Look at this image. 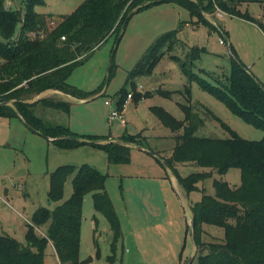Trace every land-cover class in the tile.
I'll use <instances>...</instances> for the list:
<instances>
[{
  "label": "trees",
  "instance_id": "trees-1",
  "mask_svg": "<svg viewBox=\"0 0 264 264\" xmlns=\"http://www.w3.org/2000/svg\"><path fill=\"white\" fill-rule=\"evenodd\" d=\"M44 2L19 0L21 8L18 9L13 6L8 8L7 0H0V117L22 118L30 129L53 139L52 143L60 149L90 145L105 151L110 164H128L131 161V146L146 148L141 142V135H127L119 142L99 144L109 138L77 136L66 126L50 125L35 114L33 108L36 104L27 101L48 90L60 91L78 99H88L100 93L103 86L84 92L71 85L69 78L110 37L115 35L117 44L129 21V14L135 10L175 2L186 8L192 18L210 28L211 25L203 19L202 11H213L217 6L230 16L256 24V19L240 7L245 3H264V0H197V3L192 0H85L71 14L60 17L37 12L36 7L43 6ZM258 28L264 33V7L263 23H259ZM211 29L216 31L214 27ZM18 31V39L13 40ZM32 32H39L44 37L31 39L29 35ZM219 32L227 34L223 29ZM177 33L162 35L150 46L129 76L132 90L123 88L117 95L119 109H124L130 92H134L136 102L151 95L137 92L133 79L150 74L161 58L171 53L170 57L177 61L189 83H198L222 101L235 117L264 132V85L236 57L233 46L230 48L229 73L224 74L223 81L214 79L213 84L194 73L196 63L208 50L187 46L177 38ZM62 37L66 40L62 41ZM177 47L184 49V58L172 54ZM186 94L189 104L181 106L185 113L184 121H177L159 107H152L151 111L175 134L176 145L171 157L164 159V163L188 196L194 192L201 193V199L190 204L198 248L194 261L197 260V264H264V137L259 141L240 137L203 105H194L188 87ZM10 102H13V107L8 106ZM38 103L65 113H69L71 108L68 103L53 99ZM209 118L218 122L230 137L199 136L198 131ZM188 163H195L207 171L192 173L184 178L177 166ZM232 169L240 170V185L214 180V196L206 194L205 188L199 186L213 178L215 173L226 175ZM70 177H73L71 197L54 209L41 207L33 213L25 244L10 235L0 234V264H45L48 244L53 246L61 264H85L80 260L81 228L84 200L90 194L95 212L103 216L110 226L113 253L110 259L115 258L123 232L106 191L107 176L87 164L59 166L50 174V203L62 201ZM204 225L224 229V240L204 242ZM43 226H47L44 236L36 230Z\"/></svg>",
  "mask_w": 264,
  "mask_h": 264
},
{
  "label": "rangeland",
  "instance_id": "rangeland-1",
  "mask_svg": "<svg viewBox=\"0 0 264 264\" xmlns=\"http://www.w3.org/2000/svg\"><path fill=\"white\" fill-rule=\"evenodd\" d=\"M83 1L46 0L43 6L36 7V11L60 17L71 14L74 7ZM192 1L197 3V0ZM12 3L13 7L21 8L19 0H13ZM263 7L264 3L258 2L245 3L240 7L243 12L248 11L256 19V24L228 14L216 17L215 9L202 11L203 19L211 25L210 28L192 18L186 8L175 2H163L139 11L135 10L129 14V21L124 26L117 44L115 42L117 37L115 35L110 37L84 61V64L77 67L69 78L71 85L84 92H92L103 86L104 95L101 94L89 102L74 104L70 114L47 107H41L39 112L35 110L50 125H63L75 132L101 133L117 138L124 134L137 136L136 134L141 133L138 134L141 135V142L153 150L154 154L133 148L130 163L109 164L108 154L103 150L90 145L63 150L22 122L0 118V234L6 231L25 244L26 226L31 224L35 210L41 207L54 209L67 201L73 193L70 177L66 182L62 201L50 203L48 200L50 174L62 165L79 167L87 164L107 176V191L119 214L120 222L122 221L123 237L118 244L115 258L110 259L113 253L108 221L100 216L99 222H96L98 231L102 234L96 245L91 229L88 234L91 221L85 220L83 216L80 260L85 264H142L144 260L142 262L139 259L138 251L129 235L131 230L140 236V232L137 231V228H140L142 233L150 229L151 232L162 234L164 246L161 251L158 247V257L166 256L167 251L170 255L174 254L176 247H179L181 255L178 264L182 258V264H186L195 250L190 234H187L191 219L190 204L198 202L201 193L194 192L188 196L181 186L177 189L168 181L172 173L163 160L168 158L176 145L175 134L161 123L151 108H162L177 121H184L185 113L181 106L189 104L186 94L188 87L194 105L199 103L206 107L240 137L259 141L264 137V132L243 119L234 117L222 101L202 89L198 83L194 81L189 83L177 61L170 57L171 53L165 54L150 74L136 76L133 79L137 92L140 93L144 89V92L149 91L151 95L138 104L129 102L125 108L127 128L121 127L118 122H109L110 109L104 104L107 100L115 101V96L123 88L132 90L128 80L133 69L159 37L174 31H178L177 38L187 46L206 47L208 50L209 53L202 56L203 60L196 63L194 73L197 76L213 84L214 79L224 80V74L227 75L230 71L232 55L229 45L223 46L219 41L229 35L238 59L240 57L246 67H252L254 77L264 83V33L258 28L259 23H263V20H259L263 17ZM212 27L216 31L211 29ZM219 29L225 30L228 34L223 35ZM184 53L182 47H177L172 54L184 58ZM132 93L134 95V92ZM198 135L219 139L230 137L229 133L211 118L206 126L198 131ZM178 171L185 178L192 173L205 172L207 169L195 163H188L179 165ZM214 180L240 185V170L232 169L226 175L215 173L213 178L199 186L205 188L206 194L214 196ZM166 186L169 189H166ZM5 189L8 190L7 194L4 192ZM147 191L154 194L151 196L155 197L157 203L153 204L155 208L152 209L149 205L144 212L146 221L138 220L137 207L140 197L138 198L137 194L138 192L146 194ZM123 197L129 205L127 213ZM92 208L90 194L86 196L83 206L85 216H89L90 219ZM152 214L155 220L154 217L150 218ZM36 230L38 234L44 236L47 226ZM204 232L203 240L206 243L224 240L225 233L222 228L204 225ZM45 255V264H59L51 244H48ZM160 263L170 264V259L163 258L154 264ZM191 264H197V260H193Z\"/></svg>",
  "mask_w": 264,
  "mask_h": 264
},
{
  "label": "crops",
  "instance_id": "crops-1",
  "mask_svg": "<svg viewBox=\"0 0 264 264\" xmlns=\"http://www.w3.org/2000/svg\"><path fill=\"white\" fill-rule=\"evenodd\" d=\"M45 2H46V0H44ZM85 1V0H84ZM83 1V2H84ZM76 6V5H75ZM79 6V5H78ZM77 6V7H78ZM77 7H74L75 9L77 8ZM75 9L73 10V11H75ZM41 14H46V15H49L48 13H46V12H44V13H41ZM50 15H52V14H50ZM225 15H227V14H225ZM54 17H57L56 15H53ZM230 16V15H229ZM259 20H263V17H261V18H259ZM249 22V21H248ZM254 24V23H253ZM18 33L20 34V32L18 31ZM227 34H228V32H227ZM226 34V35H227ZM227 44L229 45V49L231 48V46H233L232 45V43H231V41H230V38H229V35H227ZM206 48V47H205ZM209 53V52H208ZM236 52H235V50H234V54H235ZM236 55V54H235ZM236 57L238 58V56L236 55ZM239 59H240V57H239ZM203 59H201L200 60V62L202 61ZM241 60V59H240ZM242 61V60H241ZM243 62V61H242ZM244 63V62H243ZM204 67V66H203ZM248 68V70L250 71V73H252L253 75H254V73H253V71H252V67H247ZM258 79V78H257ZM259 80V79H258ZM260 81V80H259ZM263 85H264V83L262 82V81H260ZM140 88L142 89V87L140 86ZM141 89H140V91H141ZM103 89H102V91L100 92V93H98V94H96V95H94V96H92V97H90V98H88V99H78V98H76V97H73V96H71V95H67V94H64V93H62V92H60V91H56V90H48V91H46V92H44V93H42V94H40V95H38V96H36L35 98H33V99H31V100H28L27 102L28 103H30V104H36L35 106H34V112H35V114L37 115V116H39L40 118H42V116L40 115V113H36V111L35 110H37L38 112H39V110H41V107H47V108H50V109H53V110H56V111H60V110H57V109H54V108H51V107H48V106H46V105H43V104H41V103H38L39 101H41V100H44V99H53V100H56V101H62V102H66V103H68L69 105H70V112L69 113H66V114H70L71 113V111H72V107H73V105L74 104H81V103H84V102H89V101H91V99H94V98H96V97H99L101 94L103 95ZM141 94H146V93H150L149 91H146L145 90V92H144V89L140 92ZM148 97H146V98H143V99H141V101H139V102H136L134 99L133 100H129L128 101V103H127V105H126V107L130 104L129 102L130 101H133L135 104H138V103H140V102H142L143 100H146ZM105 105V104H104ZM8 106H11V107H13V102H10V103H8ZM106 106V105H105ZM107 107V106H106ZM125 107V108H126ZM125 108H124V114H125ZM151 108V107H150ZM206 108V107H205ZM202 111V110H201ZM63 112V111H62ZM65 113V112H64ZM235 117V116H234ZM0 118H5V117H0ZM5 119H16V120H18V121H20V122H22L26 127L28 126L27 124H25V122L23 121V119L22 118H19V117H13V118H5ZM46 123H48V124H50L48 121H46L44 118H42ZM208 121V120H207ZM207 123V122H206ZM52 125H54V124H52ZM204 126H206V124L204 125ZM69 128V127H68ZM125 128H127V125H126V127ZM70 129V128H69ZM71 130V129H70ZM72 131V130H71ZM74 134H76L77 136H98V137H108L109 138V140H107V141H100L99 142V144H106V143H109V142H119V141H121V139L124 137V136H127V135H130V134H124V135H122L121 137H112L111 135H105V134H101V133H80V132H75V131H72ZM38 133V132H37ZM138 134H141V133H138ZM138 134H136V135H138ZM130 136H135V135H130ZM48 139V138H47ZM83 140V139H82ZM48 141L49 142H51L52 143V141H53V139H48ZM53 144V143H52ZM145 144H147V143H145ZM54 145V144H53ZM145 147H146V145H144ZM132 148L131 149H133V148H135V149H140V148H138V147H133V146H131ZM147 148V147H146ZM173 149H174V147H173ZM173 149L171 150V152L169 153V155H168V158H170L171 157V155H172V151H173ZM148 150H150V151H152V152H154L153 150H151L150 148H148ZM144 152V151H143ZM146 153V152H145ZM156 153V152H155ZM157 154V153H156ZM110 164V163H109ZM178 167H179V165L177 166V169H178ZM169 169V168H168ZM171 171V170H170ZM172 173V172H171ZM180 174V173H179ZM73 178V177H72ZM149 179H154V178H150V177H148ZM162 179V178H161ZM160 180V179H159ZM167 180V179H166ZM168 181L170 182V183H173V185L178 189V187L180 186L179 185V183H178V180H177V178L173 175V174H171V177L169 176V179H168ZM168 187L166 186V189H167ZM169 189V188H168ZM106 191H107V183H106ZM5 194H7V192H8V190L7 189H5ZM107 193H108V191H107ZM109 194V193H108ZM125 195V194H124ZM151 195H154L153 193H151V192H149V191H147L146 192V194H144L143 192L141 193V192H138V194H137V196H138V198L140 199V201H139V205H138V211L137 212H139L138 213V220H147V218H145L146 217V215L144 214V212L147 210V208H148V206L150 205V207L153 209V208H155V206H153V204H155V203H157V200L155 199V197L153 198ZM110 196V195H109ZM111 198V197H110ZM124 198V203H125V205H124V208H125V211H126V213L127 212H129V205H128V203H127V200L125 199V197H123ZM113 202V201H112ZM148 203V204H147ZM92 206H93V201H92ZM114 207H115V205H114ZM115 210H116V208H115ZM36 211V210H35ZM156 211V210H155ZM116 212H117V210H116ZM118 214V213H117ZM189 214H190V218H192V211H191V208H190V210H189ZM83 216L85 217V220H90L91 221V224L88 226L89 227V230H88V234H89V232H90V229H91V231L93 232V236H94V241H95V244L96 245H98V240H100L101 239V237H102V234L101 233H99V231H98V228H97V224H96V222H99V217L101 216V215H99L98 213H96L95 212V210H94V207L92 208V219H90V217L88 216H85V213H84V209H83ZM118 216H119V214H118ZM103 217V216H102ZM154 217V215L152 214V216H150V218L152 219ZM128 218H129V216H128ZM119 219H120V217H119ZM156 218L154 217L153 218V220H155ZM84 220V221H85ZM121 220V219H120ZM121 226H123L122 225V221H121ZM27 229H28V225L26 226V232H27ZM110 229V228H109ZM137 231L138 232H140V236L138 235L137 236V232L135 233L134 231H129L130 233H129V235L132 237V239H133V242H134V247H135V249L138 251L137 252V254H138V257H139V259L143 262V260H144V262L142 263V264H154L156 261H158V260H161V259H163V258H168V259H170V264H178V261H180V258H179V256L181 255V253H180V255H179V252H180V249H179V247H176V249H175V252H174V254H171L170 255V253L167 251V253H166V256H163L162 255V258H160V257H158V253H157V249H158V247L160 248V251L162 250L161 248H163V242H164V240H161V233L160 234H157L156 232H151L150 231V229H148V230H146L145 232H143L142 233V231H141V229L140 228H137ZM123 232V231H122ZM1 234H7V235H10L9 233H7L6 231H2V233ZM25 235H26V233H25ZM109 235H110V239L112 240V233H111V231L109 230ZM11 236V235H10ZM81 236H82V238H83V227H82V230H81ZM157 236H159V238H157ZM168 236H170V235H168ZM12 237V236H11ZM14 238V237H13ZM111 242V241H110ZM160 244V245H159ZM52 246V245H51ZM179 246H180V244H179ZM52 248H53V246H52ZM53 250H54V248H53ZM80 252H81V250H80ZM54 254H55V257L58 259V256L56 255V252H55V250H54ZM183 259V258H182ZM181 259V263L180 264H182L183 263V260ZM58 261H59V259H58ZM59 264H61L60 263V261H59ZM160 264H162V263H160ZM166 264V263H165Z\"/></svg>",
  "mask_w": 264,
  "mask_h": 264
},
{
  "label": "built area",
  "instance_id": "built-area-1",
  "mask_svg": "<svg viewBox=\"0 0 264 264\" xmlns=\"http://www.w3.org/2000/svg\"><path fill=\"white\" fill-rule=\"evenodd\" d=\"M7 6H8V8L12 7L13 6L12 1L7 0ZM215 13H216L215 14L216 17L227 14V13L223 12L217 6L215 7ZM53 24L54 23H52L51 25H53ZM222 34L224 35V33H222ZM29 36H30L31 39H36L38 37L39 38H43L44 37V35L41 34V33H39V32H32ZM18 37H19V33L16 34L15 37L12 38V39L13 40H17ZM61 40L62 41H65L66 38L65 37H62ZM219 42L223 46H228V44H227V38H223L222 37ZM230 53H231V51H230ZM231 55H232V53H231ZM138 91H140V89H138ZM114 100L115 101H112V100L105 101V105L107 107H109V109H110L109 122L110 123L118 122L121 127H124L125 128L126 125H127V122L125 120L124 109L123 110H120L119 107H118V102H119V97L118 96ZM129 100H133V93L132 92H130L127 95V100L125 101V103L123 105L124 108L126 107V105H127V103H128ZM114 102L116 103V105L113 106Z\"/></svg>",
  "mask_w": 264,
  "mask_h": 264
},
{
  "label": "water",
  "instance_id": "water-1",
  "mask_svg": "<svg viewBox=\"0 0 264 264\" xmlns=\"http://www.w3.org/2000/svg\"><path fill=\"white\" fill-rule=\"evenodd\" d=\"M130 146V145H129ZM142 151L146 152V153H153L151 152L150 150H148L147 148H140ZM154 154V153H153ZM156 155V154H155ZM188 228H189V234H190V237L194 243V247H195V250H194V254L192 255V257L187 261L186 264H191V262L194 260V257L195 255L197 254L198 252V248H197V244H196V241H195V230H194V222H193V219L191 218L189 220V225H188Z\"/></svg>",
  "mask_w": 264,
  "mask_h": 264
}]
</instances>
